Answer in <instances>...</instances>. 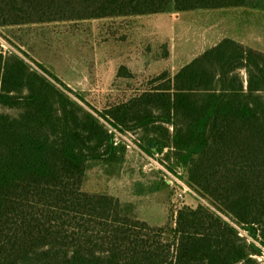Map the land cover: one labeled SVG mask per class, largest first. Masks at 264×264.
<instances>
[{
    "label": "trees",
    "instance_id": "1",
    "mask_svg": "<svg viewBox=\"0 0 264 264\" xmlns=\"http://www.w3.org/2000/svg\"><path fill=\"white\" fill-rule=\"evenodd\" d=\"M249 3L0 0V28ZM161 50L168 59L169 46ZM119 78L107 95L119 101L91 111L26 51L0 43V264H263L264 52L224 39L174 75L140 80L122 67ZM122 136L163 156L197 204L152 226L132 203L87 191L92 168L120 174Z\"/></svg>",
    "mask_w": 264,
    "mask_h": 264
},
{
    "label": "rangeland",
    "instance_id": "2",
    "mask_svg": "<svg viewBox=\"0 0 264 264\" xmlns=\"http://www.w3.org/2000/svg\"><path fill=\"white\" fill-rule=\"evenodd\" d=\"M173 14H178L179 19H173L169 14L152 16L141 24H131L136 27L132 32L118 34L132 35L133 39L136 36L134 43H140L141 36L146 37L148 34L144 43L164 39L172 46L176 56L173 66L178 71L196 58L202 46L218 36V31L226 37L241 40H244L245 34V42H250L247 43L249 46L264 52V0H250L248 7L244 8ZM102 23L96 21L38 26L19 31L16 43H11L9 38L0 33V43L6 51L19 47L26 51L32 60L85 99L88 105L81 102L84 107L102 112L109 103L119 101V97L109 100L107 95L112 86L109 77H115L120 69L110 71L114 66L106 64L105 57L114 45L123 43L115 31L99 27L103 26ZM155 50L150 49L152 52ZM160 70V63L150 64L151 75ZM98 77L108 79L100 81ZM118 137L121 135L118 134ZM122 139L128 147L120 174L109 177L103 167L92 168L85 182L87 191L109 193L123 202L132 203L140 219L152 226L166 224L171 212L176 211L182 203L197 204L195 198L188 194L179 200L178 185L185 183L180 176L166 168L163 156L149 158L131 136H122ZM261 260L264 264V256Z\"/></svg>",
    "mask_w": 264,
    "mask_h": 264
},
{
    "label": "crops",
    "instance_id": "3",
    "mask_svg": "<svg viewBox=\"0 0 264 264\" xmlns=\"http://www.w3.org/2000/svg\"><path fill=\"white\" fill-rule=\"evenodd\" d=\"M170 16L173 17V19L177 18L179 19V16H177L178 14H169ZM171 17V18H172ZM150 17H141V18H114V19H105V20H96L97 22H103V26H99V27H105L106 29H108L110 32H114L117 33V36H121V40L123 43L120 44H116L114 45V47L112 48V51L109 53L108 56L105 57V63L108 65H113L114 69L110 70V71H117V69H121L122 67H125L130 73H133L135 75H137V79L139 78L140 80H143L144 75H148L150 73V64L152 63H160L161 66V70L160 71H165V70H169L171 72L172 75H174L176 72H178V69L175 68L173 66V62H174V57L175 54L172 51V46L170 43H167V41H165L164 39H156L153 40L154 42L152 43H144L145 41H147L146 39L148 38V35L145 36H141L140 38V43H134V40H136V36H124V35H119L118 33H126V32H132V29L135 30L134 28H136L135 26H132L131 24H141V22L145 19H149ZM176 19V20H177ZM96 21H85V22H96ZM107 22V23H104ZM32 28H37V27H25V28H18V27H14V28H0V33L4 34L7 38H9V40L11 41V43H16L15 38L19 37L18 35L20 34L19 31H23V30H29ZM219 33L217 35H215V39L213 41V39L209 42V43H205L202 46V50H200V52H198V56L200 54H202L203 52H205L206 50L215 47L216 45H218L219 43H221L224 39H232L235 40L238 43H241L245 46L251 47L253 49V46H249L250 42H245V34H244V40L241 39H237V38H232L231 36H225L224 34L220 33V31H218ZM10 33V34H9ZM8 34V35H7ZM116 36V37H117ZM125 37H127V39H124ZM146 38V39H144ZM130 42V43H128ZM169 46L170 48V53H169V57L168 59H163L161 57V48L163 46ZM150 49H156L154 52L150 51ZM257 50V49H256ZM152 56V57H151ZM197 56V57H198ZM195 59V58H194ZM164 64V65H162ZM187 65V64H186ZM184 66H182L183 68ZM120 71V70H119ZM159 73V72H158ZM157 73V74H158ZM117 74V73H116ZM98 79L103 80V79H108V78H101L98 77ZM111 84L115 81H117L119 78V74L115 75V77H109ZM116 89V87H114ZM114 90V89H113ZM114 92L117 94V90Z\"/></svg>",
    "mask_w": 264,
    "mask_h": 264
},
{
    "label": "built area",
    "instance_id": "4",
    "mask_svg": "<svg viewBox=\"0 0 264 264\" xmlns=\"http://www.w3.org/2000/svg\"><path fill=\"white\" fill-rule=\"evenodd\" d=\"M2 47L4 48V46L2 45ZM181 186L178 185L179 187V191L180 193H178V198L183 199L185 195L190 193V189L188 188V186L184 185L183 183H179Z\"/></svg>",
    "mask_w": 264,
    "mask_h": 264
}]
</instances>
